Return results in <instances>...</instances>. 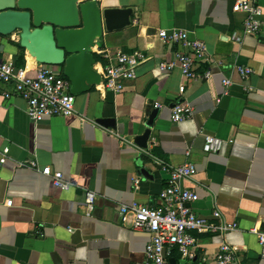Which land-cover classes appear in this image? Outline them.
Listing matches in <instances>:
<instances>
[{
  "label": "crops",
  "instance_id": "crops-1",
  "mask_svg": "<svg viewBox=\"0 0 264 264\" xmlns=\"http://www.w3.org/2000/svg\"><path fill=\"white\" fill-rule=\"evenodd\" d=\"M97 1L101 9L131 7L133 14L122 29L104 28L94 44L95 67L119 50L145 57L121 91L93 86L77 95L68 116L33 120L22 97L0 94V156L9 148L0 162V264H148L150 234L122 225L120 205H156L170 169L186 161L197 170L182 181L196 192L195 211L209 219L219 209L228 223L238 224L226 233L200 234L189 264H218L214 255L223 240L238 250L236 264H264L252 231H264V0H253L262 14L252 34L244 30L247 12L237 0ZM161 28L184 29L205 42L194 67L200 77L185 80L178 64L161 67L186 51L162 40ZM0 60L34 61L19 45L18 32L0 34ZM240 67L252 72L244 77ZM180 101L189 102L194 114L174 122L172 107ZM154 109L147 146L141 147L137 139ZM205 134L224 141L218 152L203 151ZM28 160L62 171L70 188L17 165ZM87 191L97 194L92 214Z\"/></svg>",
  "mask_w": 264,
  "mask_h": 264
},
{
  "label": "built area",
  "instance_id": "built-area-1",
  "mask_svg": "<svg viewBox=\"0 0 264 264\" xmlns=\"http://www.w3.org/2000/svg\"><path fill=\"white\" fill-rule=\"evenodd\" d=\"M236 7L247 12L244 30L248 34L256 33L261 26L260 15L262 9L255 5L253 0H237ZM159 37L169 42L181 43L186 51L176 55V61L161 64L163 69L178 64L185 80L200 77L195 72L196 62L206 53L204 41L192 38L184 29L159 30ZM233 38H237L235 35ZM108 56V55H107ZM141 51L126 52L119 50L109 56L110 62L96 67L102 75V85L109 91L119 92L126 80L136 78L138 62L144 59ZM59 65L26 62L18 65L12 60H0V94L4 99L13 96L22 97L26 101V113L30 119H39L48 116H68L76 110L77 94L71 92V82L63 74ZM242 76L252 72L249 67H240ZM210 71L204 73L207 77ZM230 79H224L229 85ZM184 85L181 86L183 92ZM194 114V108L189 102H176L172 107V119L180 122L189 119ZM224 141L214 135L205 134L203 151L206 153L218 152ZM9 148L5 147L0 156V162H6ZM18 166L30 167L52 179L53 184L61 189H69L71 184L64 178L63 172L51 166L40 167L36 160L21 161ZM193 162L186 161L170 169L167 185L162 189L156 205L142 204L137 201L123 203L119 208L122 225L137 231L148 232L150 239L145 248L148 264H171V258L179 257L178 264H189L194 258L193 251L198 242V236L203 233H226L238 226L237 223H228L219 209H215L211 218L199 215L193 208L196 192L182 184V181L191 178L196 173ZM97 194L87 191L85 205L88 214L95 210ZM261 244V257L264 258V231L252 229ZM238 250L227 240H223L214 259L218 264H236ZM204 260L207 258L204 257Z\"/></svg>",
  "mask_w": 264,
  "mask_h": 264
},
{
  "label": "water",
  "instance_id": "water-1",
  "mask_svg": "<svg viewBox=\"0 0 264 264\" xmlns=\"http://www.w3.org/2000/svg\"><path fill=\"white\" fill-rule=\"evenodd\" d=\"M132 14L131 7L101 9L97 0H0V34L18 32L19 45L37 62L61 66L78 95L102 83L94 44L104 28L122 29L131 24ZM156 112L137 139L141 147L147 146Z\"/></svg>",
  "mask_w": 264,
  "mask_h": 264
},
{
  "label": "bare ground",
  "instance_id": "bare-ground-1",
  "mask_svg": "<svg viewBox=\"0 0 264 264\" xmlns=\"http://www.w3.org/2000/svg\"><path fill=\"white\" fill-rule=\"evenodd\" d=\"M30 56H31V55H30ZM31 59H33V60H34L35 58H34L33 56H31Z\"/></svg>",
  "mask_w": 264,
  "mask_h": 264
},
{
  "label": "rangeland",
  "instance_id": "rangeland-1",
  "mask_svg": "<svg viewBox=\"0 0 264 264\" xmlns=\"http://www.w3.org/2000/svg\"><path fill=\"white\" fill-rule=\"evenodd\" d=\"M58 67H60V68H61V66H58Z\"/></svg>",
  "mask_w": 264,
  "mask_h": 264
},
{
  "label": "trees",
  "instance_id": "trees-1",
  "mask_svg": "<svg viewBox=\"0 0 264 264\" xmlns=\"http://www.w3.org/2000/svg\"><path fill=\"white\" fill-rule=\"evenodd\" d=\"M18 65H20V64H18Z\"/></svg>",
  "mask_w": 264,
  "mask_h": 264
}]
</instances>
